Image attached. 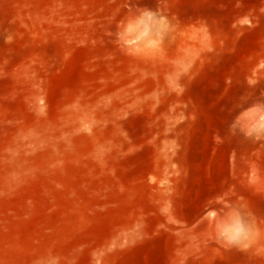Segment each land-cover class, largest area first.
Segmentation results:
<instances>
[{"label":"rangeland","instance_id":"obj_1","mask_svg":"<svg viewBox=\"0 0 264 264\" xmlns=\"http://www.w3.org/2000/svg\"><path fill=\"white\" fill-rule=\"evenodd\" d=\"M0 264H264V0H0Z\"/></svg>","mask_w":264,"mask_h":264}]
</instances>
